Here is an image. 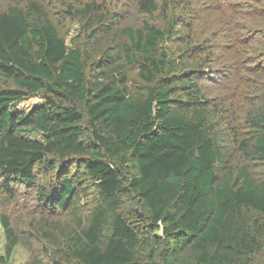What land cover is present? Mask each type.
<instances>
[{
	"label": "trees",
	"instance_id": "1",
	"mask_svg": "<svg viewBox=\"0 0 264 264\" xmlns=\"http://www.w3.org/2000/svg\"><path fill=\"white\" fill-rule=\"evenodd\" d=\"M122 4L0 9L3 189L57 215L24 236L0 214V264L19 243L25 264H264V48L236 130L201 88L217 61L198 0Z\"/></svg>",
	"mask_w": 264,
	"mask_h": 264
},
{
	"label": "rangeland",
	"instance_id": "2",
	"mask_svg": "<svg viewBox=\"0 0 264 264\" xmlns=\"http://www.w3.org/2000/svg\"><path fill=\"white\" fill-rule=\"evenodd\" d=\"M10 1L0 0V9ZM44 1L54 8L65 0ZM100 1H106L113 8L118 0ZM122 1L121 9L131 10L132 0ZM196 13L199 20L195 24V30L203 33L199 39L206 36L216 39L217 62L208 64L209 70H205L207 75L201 81V88L212 105L221 111L218 115L222 121L241 130L245 112L253 102L259 100L256 89L260 84V77L255 73L259 65L263 64L261 48H264V4L260 0H198ZM76 27L77 25L74 26ZM40 102L39 98L31 97L14 109L27 112ZM254 169L259 175L260 168L254 166ZM0 214L9 215L16 233L24 232V236L30 229V224L40 219L41 214L49 215L50 219L57 217L36 204L35 192L32 190L17 186L13 190V196H10L3 189L1 175ZM61 219L63 220V216ZM5 243L0 226V255L4 254ZM29 257V252L19 243L4 264H25Z\"/></svg>",
	"mask_w": 264,
	"mask_h": 264
}]
</instances>
